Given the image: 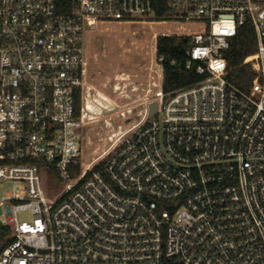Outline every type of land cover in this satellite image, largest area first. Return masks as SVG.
<instances>
[{
    "label": "built area",
    "instance_id": "obj_1",
    "mask_svg": "<svg viewBox=\"0 0 264 264\" xmlns=\"http://www.w3.org/2000/svg\"><path fill=\"white\" fill-rule=\"evenodd\" d=\"M156 5L0 0V183L11 186L0 264H264V0H163L164 15ZM164 24L182 31L152 36L158 89L138 121L96 147L86 33ZM246 24L256 52L243 60L254 73L243 90L224 53ZM158 36L183 40L184 69L195 65L199 82L163 93ZM47 171L62 185L53 196Z\"/></svg>",
    "mask_w": 264,
    "mask_h": 264
},
{
    "label": "rangeland",
    "instance_id": "obj_2",
    "mask_svg": "<svg viewBox=\"0 0 264 264\" xmlns=\"http://www.w3.org/2000/svg\"><path fill=\"white\" fill-rule=\"evenodd\" d=\"M186 30L198 26L188 25ZM182 27L164 25H97L85 35L86 70L84 102H93V109L85 111L88 141L101 146L108 137L139 120L151 94L158 89L153 64V34L180 33ZM126 113V119L121 117ZM91 147L88 148L90 152ZM46 194L55 195L62 187L49 171ZM9 182L0 183V198L10 190ZM19 221L29 222V212H19Z\"/></svg>",
    "mask_w": 264,
    "mask_h": 264
},
{
    "label": "trees",
    "instance_id": "obj_3",
    "mask_svg": "<svg viewBox=\"0 0 264 264\" xmlns=\"http://www.w3.org/2000/svg\"><path fill=\"white\" fill-rule=\"evenodd\" d=\"M66 1L59 0L60 4H64ZM162 4L163 0H157L155 6L157 15H164ZM184 48L183 40L175 36H158L156 39V55L164 58L162 63V91L165 95L189 87L201 79L195 73V65L190 70L184 69L187 61ZM255 52V35L252 27L246 24L238 29L235 37L230 42L228 50L224 53L228 67V80L243 90L249 88L254 76L249 65L244 64L243 60ZM172 61L175 62L174 65L171 64Z\"/></svg>",
    "mask_w": 264,
    "mask_h": 264
},
{
    "label": "bare ground",
    "instance_id": "obj_4",
    "mask_svg": "<svg viewBox=\"0 0 264 264\" xmlns=\"http://www.w3.org/2000/svg\"><path fill=\"white\" fill-rule=\"evenodd\" d=\"M93 102L94 101H88V102H86V106H85V110L86 111H90L91 112V110L93 109ZM96 148V147H95ZM98 150V148H96V149H91L90 150V152L88 151V148L87 149H85V151H84V158H85V162L87 163V160H89L91 157H92V155H93V153L95 152V151H97Z\"/></svg>",
    "mask_w": 264,
    "mask_h": 264
},
{
    "label": "water",
    "instance_id": "obj_5",
    "mask_svg": "<svg viewBox=\"0 0 264 264\" xmlns=\"http://www.w3.org/2000/svg\"><path fill=\"white\" fill-rule=\"evenodd\" d=\"M155 111H156V103H155V102H152V103L149 105L148 116H151L152 114H154Z\"/></svg>",
    "mask_w": 264,
    "mask_h": 264
}]
</instances>
